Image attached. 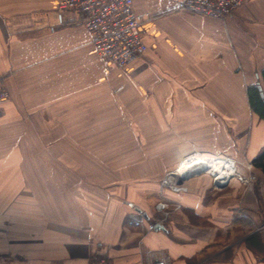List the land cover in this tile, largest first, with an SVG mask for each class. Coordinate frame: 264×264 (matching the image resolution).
<instances>
[{
  "label": "crops",
  "instance_id": "crops-1",
  "mask_svg": "<svg viewBox=\"0 0 264 264\" xmlns=\"http://www.w3.org/2000/svg\"><path fill=\"white\" fill-rule=\"evenodd\" d=\"M180 4L134 0L150 15L148 50L118 68L73 9L0 0V264H146L151 253L264 264L260 172L248 188H215L206 173L184 191L161 184L194 153L252 161L263 149L249 89L264 68V0L229 20Z\"/></svg>",
  "mask_w": 264,
  "mask_h": 264
},
{
  "label": "built area",
  "instance_id": "built-area-1",
  "mask_svg": "<svg viewBox=\"0 0 264 264\" xmlns=\"http://www.w3.org/2000/svg\"><path fill=\"white\" fill-rule=\"evenodd\" d=\"M180 1V6L184 10L220 20L235 18L238 9L245 2V0ZM57 2L60 9H73L82 16L97 54L109 65L124 68L139 54L148 50L142 29L150 15L138 13L134 8V0H57ZM9 97L10 92L0 76V103ZM240 178L243 179V176ZM172 188L178 191L186 190L183 187ZM167 207H169L167 202H161L157 205V210L163 212ZM133 217L137 224L144 225V217L141 214ZM155 227L156 223H149L146 226L149 231ZM146 264H169V261L162 253H151Z\"/></svg>",
  "mask_w": 264,
  "mask_h": 264
},
{
  "label": "bare ground",
  "instance_id": "bare-ground-1",
  "mask_svg": "<svg viewBox=\"0 0 264 264\" xmlns=\"http://www.w3.org/2000/svg\"><path fill=\"white\" fill-rule=\"evenodd\" d=\"M196 154V153H195ZM207 170L215 183H227L231 177L238 174V166L233 159L216 155H192L184 159L177 168H173L166 177L164 183L167 186L182 188L180 180ZM182 180V181H183Z\"/></svg>",
  "mask_w": 264,
  "mask_h": 264
},
{
  "label": "rangeland",
  "instance_id": "rangeland-1",
  "mask_svg": "<svg viewBox=\"0 0 264 264\" xmlns=\"http://www.w3.org/2000/svg\"><path fill=\"white\" fill-rule=\"evenodd\" d=\"M195 154V153H194ZM208 155V154H207ZM216 156L217 155H219V157H222V156H224V157H227V158H229V159H234L235 161H236V163H237V166H238V174H236V176H234V177H231V179L230 180H228V182L227 183H224L223 185H218L217 183H215V181H214V179H213V177L210 175V174H208L210 177H211V179H213V182L215 183V188H224V187H227V186H229L230 185V183H231V180H233V179H237L238 181H240L243 185H244V187H253V186H256L258 183H259V180H260V175H259V172H257L256 170H255V168H254V166H253V164H252V161H249V160H247V159H243V160H240V159H237V158H235V157H232V156H227V155H223V154H215ZM178 167V166H177ZM177 167H175V168H177ZM172 171V170H171ZM169 172V171H168ZM200 173H206L207 174V170H205V171H202V172H200ZM168 174V173H167ZM166 174V175H167ZM196 174H199V173H196ZM196 174H194V175H196ZM166 175H164V177L166 176ZM243 176V179H241L240 177L241 176ZM192 176V175H191ZM191 176H189L188 178H186V179H181L180 180V182L179 183H181V187H183V188H185V189H187V186L185 185V182H186V180L187 179H189ZM163 177V179L161 180V184H162V186L163 187H166V188H168V189H170V190H173V188L171 187V186H167L165 183H164V181H165V178ZM183 180V181H182ZM164 184V185H163ZM182 191H184V190H182ZM164 202H166V201H164ZM163 213V212H162ZM250 215V214H249ZM250 219H251V217H250Z\"/></svg>",
  "mask_w": 264,
  "mask_h": 264
},
{
  "label": "trees",
  "instance_id": "trees-1",
  "mask_svg": "<svg viewBox=\"0 0 264 264\" xmlns=\"http://www.w3.org/2000/svg\"><path fill=\"white\" fill-rule=\"evenodd\" d=\"M259 86H262V89H259ZM249 99L253 111L264 120V68L261 71V81L249 89ZM252 164L255 170L264 176V147L260 153L252 159Z\"/></svg>",
  "mask_w": 264,
  "mask_h": 264
},
{
  "label": "water",
  "instance_id": "water-1",
  "mask_svg": "<svg viewBox=\"0 0 264 264\" xmlns=\"http://www.w3.org/2000/svg\"><path fill=\"white\" fill-rule=\"evenodd\" d=\"M259 89H262V86H259ZM202 171H203V170H202ZM202 171H201V172H202ZM187 178H188V177H187ZM156 228H157V229H158V228L165 229V227H164L163 225H157Z\"/></svg>",
  "mask_w": 264,
  "mask_h": 264
}]
</instances>
